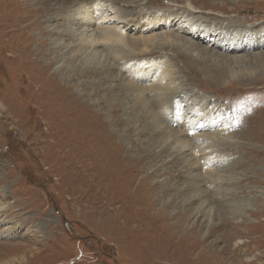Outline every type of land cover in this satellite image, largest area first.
I'll return each instance as SVG.
<instances>
[{
  "label": "rangeland",
  "instance_id": "1",
  "mask_svg": "<svg viewBox=\"0 0 264 264\" xmlns=\"http://www.w3.org/2000/svg\"><path fill=\"white\" fill-rule=\"evenodd\" d=\"M0 221V264H264V0H0Z\"/></svg>",
  "mask_w": 264,
  "mask_h": 264
},
{
  "label": "bare ground",
  "instance_id": "2",
  "mask_svg": "<svg viewBox=\"0 0 264 264\" xmlns=\"http://www.w3.org/2000/svg\"><path fill=\"white\" fill-rule=\"evenodd\" d=\"M184 10H188L187 11V13H184V12H181V17L179 18V20H178V27L176 28V29H178V30H180V31H182V25L183 24H189V25H191V23H192V21L193 20H196V19H194V15H193V13H195L197 10H196V7L195 6H188V7H184ZM104 11V14L102 13V14H100V16L98 17V18H96V19H94V20H89V19H86V18H82L83 20H85V22L84 21H82V20H80L79 22H81V23H85V25L83 26L84 28H83V33L85 32V34L83 35L84 36V40H85V42H86V44H87V47L89 48V49H93V48H95L96 46H98V45H100V44H102L101 43V39H99V37L96 35L97 33H100V31H101V29L100 30H98V29H96V28H93L92 29V27L93 26H91V24L90 23H93V22H97V23H99V24H103V23H107V25L108 24H113V26L111 27H108V28H110V31H112V34L114 35V36H116L117 37V35L118 34H120L121 33V30L119 29V27L121 26V24H124L125 23V21H124V19H120L119 18V13L118 12H115L114 10H113V8H111V7H108V8H106L105 10H103ZM186 12V11H185ZM131 18V17H130ZM25 19H27L26 17H25ZM157 20V19H156ZM223 20V19H222ZM167 22H168V20H166ZM165 21V23H167ZM224 21V20H223ZM87 22V23H86ZM79 24V23H78ZM120 24V25H119ZM90 26V27H89ZM82 27V26H81ZM150 27H154V25H151ZM104 29V28H103ZM106 29V28H105ZM190 32H191V34L194 36V34H195V31H196V28H194V27H191L190 29ZM183 31H186V30H183ZM164 33H166V31H163V32H160V33H155L156 35V38L155 39H153L152 41H155V40H158V41H162L163 42V40H165V41H167L168 42V40L166 39V37L165 36H162V34H164ZM154 34V33H153ZM167 34H171V33H167ZM149 36V35H148ZM151 36H153V35H151ZM159 36H162V38L161 39H157ZM198 36V35H197ZM148 38V37H147ZM185 38V37H184ZM199 38H201L202 40H205L206 39V37L204 36V35H202V34H200V37ZM163 39V40H162ZM173 40L175 41V43H173L174 44V47H175V49H177V48H179V49H186V44H189L186 40H188L187 38H185V39H183V38H179L178 39V36L177 35H174V37H173ZM179 40L181 41V42H179ZM209 40L210 41H212V40H214L213 38H209ZM172 41H170V43H171ZM216 42V40H214L212 43H210V44H212V45H214V43ZM98 51V50H97ZM95 52V51H94ZM93 52V53H94ZM99 52V51H98ZM98 52H95V53H98ZM175 54V53H174ZM100 55V54H99ZM101 56V55H100ZM133 63H128L126 66H127V68L128 67H132L133 65H132ZM160 67V66H159ZM164 68V67H163ZM154 69H155V67H153L152 65H149V66H146V67H144L143 69H142V75H143V78H145V79H147V80H153L154 79V81L156 80V77H153V74H150L151 72H154ZM156 69H158V67L156 68ZM159 70V69H158ZM162 70V69H161ZM163 72V71H162ZM150 74V75H149ZM155 75V74H154ZM158 80H161V79H164L162 76H160L159 74H158ZM166 84V83H165ZM193 109V108H192ZM190 113H191V110H190ZM194 113V112H193ZM198 114V113H197ZM189 118H190V116H189ZM214 118V117H213ZM212 117H211V119H204L203 121H196V124H194V126L191 124L193 121H191V123H189L190 121H188L187 120V122H185V129H183V130H185L187 133H189V134H191L192 136H194V137H197V136H199L200 135V133H199V131L202 129L203 130V128L205 129L206 127H209V126H211V125H213V124H215V121H214V119H213ZM191 120V119H190ZM193 120V119H192ZM201 120V119H200ZM1 222V221H0ZM204 243H206V242H204ZM204 245V244H203ZM2 247V246H1ZM0 257H2L1 255H0ZM1 259V258H0Z\"/></svg>",
  "mask_w": 264,
  "mask_h": 264
}]
</instances>
